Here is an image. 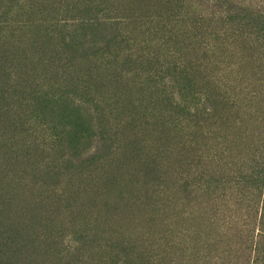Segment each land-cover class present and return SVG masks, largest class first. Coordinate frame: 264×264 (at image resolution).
Instances as JSON below:
<instances>
[{
    "label": "rangeland",
    "instance_id": "1",
    "mask_svg": "<svg viewBox=\"0 0 264 264\" xmlns=\"http://www.w3.org/2000/svg\"><path fill=\"white\" fill-rule=\"evenodd\" d=\"M0 264H264V0H0Z\"/></svg>",
    "mask_w": 264,
    "mask_h": 264
},
{
    "label": "trees",
    "instance_id": "2",
    "mask_svg": "<svg viewBox=\"0 0 264 264\" xmlns=\"http://www.w3.org/2000/svg\"><path fill=\"white\" fill-rule=\"evenodd\" d=\"M85 14H87V17L85 16ZM82 16H85V18L84 17H82V18H83L84 21L87 22V26H85L87 30L91 28L90 25H93L92 23L97 22V20H98L97 16L93 15L92 12H90V11H84ZM42 99H43V101H47L44 98H42ZM38 104H39V107L41 109L46 108L45 104L43 102H41L40 100H39ZM81 128H84V127H81ZM85 129H88V127H86Z\"/></svg>",
    "mask_w": 264,
    "mask_h": 264
}]
</instances>
